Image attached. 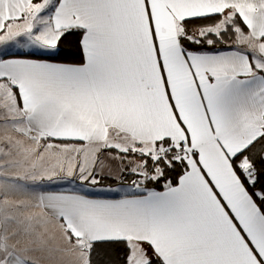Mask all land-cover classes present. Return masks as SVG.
Instances as JSON below:
<instances>
[{
	"label": "snow or ice",
	"instance_id": "snow-or-ice-1",
	"mask_svg": "<svg viewBox=\"0 0 264 264\" xmlns=\"http://www.w3.org/2000/svg\"><path fill=\"white\" fill-rule=\"evenodd\" d=\"M9 43L0 118L68 154L39 184L85 190L38 206L78 264H264V0H0ZM20 224L0 209V264H35ZM42 228L23 224L35 246Z\"/></svg>",
	"mask_w": 264,
	"mask_h": 264
},
{
	"label": "crops",
	"instance_id": "crops-1",
	"mask_svg": "<svg viewBox=\"0 0 264 264\" xmlns=\"http://www.w3.org/2000/svg\"><path fill=\"white\" fill-rule=\"evenodd\" d=\"M4 124L5 123L0 122V148L2 146L8 147V143H6L4 140L7 130H4V129L11 130V128L2 127V125ZM14 135H15V143L17 145H20V144L21 145L9 151L10 153L8 155L0 158V177L5 178V181H0V189H22V190L31 189V184L26 179V177H28L27 174H29L31 171L32 159L29 157H26L24 154L27 153L28 151H31L32 149L38 150L39 145L31 143L26 137L20 136L16 131H14ZM37 150L34 154V157H35L34 159L40 158L45 163L46 167L41 171L42 174L46 175L44 177H47V176L63 177L65 175V172L63 171V169L66 166L65 161H66V158L68 157V154L63 153V152H55V151L49 150L43 154V157H39L36 155ZM53 164H58V166H60V169L58 171L60 172L59 174H55L54 171H49L51 170L50 167ZM8 178H11L15 181L16 179H19L18 183L19 185H21V187H13L11 184L7 183L6 180ZM39 181H38V184H39ZM60 183L62 184L61 187L56 188L55 190H50V191L61 192V193L72 192L70 190L71 188L67 186L65 187L63 186L65 183L63 182H60ZM24 185H26L27 187H23ZM100 187L101 186L97 185L92 189L97 190ZM103 187L105 189L109 188V186H103ZM120 187L121 185H117V186H113L110 188L116 189ZM125 188H127V185H124L123 189ZM75 189H79V188H75ZM29 194L30 193L23 191L21 196L18 199V202H13L9 204L11 206L9 208L8 207L5 208L4 206H2L4 203L0 201V209L3 210L4 214H9L10 211L12 210V207L17 205V207L19 208H24V209L26 208V212L28 210L29 215H33V218L35 219L37 223H40L41 225H44V226H46L47 224L48 226L56 225L58 234L52 235V239H54L55 241L58 239L60 243L65 244L61 246L62 251L63 252L66 251V253H69L71 255V260L75 261V263L77 264L78 263L77 254L73 251L72 246L69 245L66 239L63 237L62 230H61V227L58 221L54 219L51 215H49V213L45 211L43 206H38L39 200H40V194H38L39 196L37 197V199H33V197L30 196ZM123 195L124 194L119 195V196H123ZM92 196L98 197V198H118V196H95V195H92ZM12 231L18 233V235H16L13 240V244L16 246L18 251L23 252L25 249H31L35 247L33 246L32 241L31 243L29 242V239L27 235L24 234L23 229L20 231H17L16 227L13 226ZM44 242L46 243L47 239H44ZM42 246H45V245H42ZM36 247L40 248L41 246H36ZM30 257L35 262V264H51L49 261H46V259H50V258L53 259L54 256L52 254L49 256L43 255L42 251L39 252L38 250V251L31 252Z\"/></svg>",
	"mask_w": 264,
	"mask_h": 264
},
{
	"label": "rangeland",
	"instance_id": "rangeland-1",
	"mask_svg": "<svg viewBox=\"0 0 264 264\" xmlns=\"http://www.w3.org/2000/svg\"><path fill=\"white\" fill-rule=\"evenodd\" d=\"M7 50H11V51H15L16 49H14L11 45V43L6 44V45H0V51H7ZM0 122L5 123V120H3L2 118H0ZM3 127V125H2ZM7 130V133L5 135V142L6 143H11L12 147L10 149L13 150L16 147H19L20 145H17L15 143V135H14V130L11 129H4ZM8 134V135H7ZM1 148H4L5 150L7 149V147L2 146ZM37 149H32L31 151H28L27 153H25L24 155L26 157H29L32 159L31 162V171L29 174H27L28 177H26V179L30 182L31 184V189H0V196L4 197V200L1 201L2 203H4L2 206H4L5 208H9L11 207L9 204L13 203V202H18L19 197L21 196L23 191H26L27 193H30L29 195L33 197V199H37V197L39 196L38 194H40V191L43 189L47 190H55L56 188H59L62 186L61 183H54V184H38V181L41 179V177H44L46 175L42 174L41 171L46 167L45 163L43 162L42 159H34V154L36 152ZM10 152H8L7 154H5L4 156L8 155ZM51 170L49 171H54L55 174H59L60 172V166H58V164H53L51 165ZM17 182H19V179H16ZM38 184V185H37ZM64 187L67 186L69 188H71V191H75V192H83L85 189H83L79 184H75V185H63ZM75 188H79V189H75ZM128 189L125 188L123 189L119 194H117L116 192H109V191H99V190H94L92 189L90 192V195H95V196H119L124 194ZM28 212V210H27ZM26 212V208H19L16 206L12 207V210L10 211V213L14 216H16L20 221L21 224L18 226H15L17 231H20L23 229V224L31 221L34 223H37L35 221V219L33 218V215H29V212ZM57 226H48V224L46 226L43 225V228L41 230V235L43 237V241L44 239H47V242H43L42 244H40L39 246H41L39 248V252L42 251L43 255L49 256V255H53V259H46V261H49L51 264H76L75 261L71 260V255L69 253H66V251H62L61 246L65 245L63 243H60V241L57 239L56 241L54 239H52V235H57ZM29 242L31 243L32 241V237L27 235ZM45 245V246H42ZM35 246V245H33ZM47 246V247H46ZM36 247V246H35ZM56 262H54V261ZM78 264V263H77Z\"/></svg>",
	"mask_w": 264,
	"mask_h": 264
},
{
	"label": "trees",
	"instance_id": "trees-1",
	"mask_svg": "<svg viewBox=\"0 0 264 264\" xmlns=\"http://www.w3.org/2000/svg\"><path fill=\"white\" fill-rule=\"evenodd\" d=\"M228 45L224 44V43H221V44H218L217 47L218 48H225L227 47ZM101 185L103 186H109V187H113V186H117V185H120L119 183H117L114 179L112 178H106L104 180L101 181ZM99 185V186H101ZM125 185H127V182H125ZM149 188H156L155 185H148ZM158 190V189H157Z\"/></svg>",
	"mask_w": 264,
	"mask_h": 264
}]
</instances>
